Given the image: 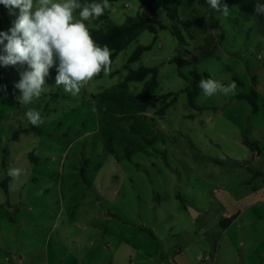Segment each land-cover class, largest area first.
Listing matches in <instances>:
<instances>
[{
  "label": "rangeland",
  "instance_id": "obj_1",
  "mask_svg": "<svg viewBox=\"0 0 264 264\" xmlns=\"http://www.w3.org/2000/svg\"><path fill=\"white\" fill-rule=\"evenodd\" d=\"M234 1L223 0L224 18L207 0H159L158 33L143 31L75 97L55 85L54 66L39 99L20 104L15 84L27 64L0 65V184L10 179L0 187V264H264V14L255 13L257 0ZM110 4L105 12L117 25L148 15L139 0ZM18 16L0 11V32ZM197 19L207 29L184 25ZM86 24L105 27L100 17ZM140 67L159 71L148 103L129 102L118 114L99 102L139 94L143 83L120 86ZM194 71L235 81L237 94L200 92L192 107L183 76ZM253 90L257 111L242 98ZM29 108L44 124L28 122ZM132 125L150 143L129 134ZM102 129L113 134V152ZM9 168L22 174L13 179Z\"/></svg>",
  "mask_w": 264,
  "mask_h": 264
},
{
  "label": "clouds",
  "instance_id": "obj_2",
  "mask_svg": "<svg viewBox=\"0 0 264 264\" xmlns=\"http://www.w3.org/2000/svg\"><path fill=\"white\" fill-rule=\"evenodd\" d=\"M0 4L9 9V14L19 9L13 26L7 32H0V45L3 46L0 65L27 64L28 70L20 73V80L15 84L21 92L17 97L20 104L29 105L39 99L49 87L46 77L54 66L57 72L55 85H62L64 91L73 97L102 71L109 72L111 49L99 45L86 24L110 9L109 0H0ZM207 4L222 17L230 16V7L223 0H207ZM254 11L258 15L264 14V3L257 0ZM198 87L205 98L216 94H237L235 81L225 85L202 77ZM25 116L33 127L45 122L35 108H29ZM21 174L22 170L18 168L7 170V176L13 179H18Z\"/></svg>",
  "mask_w": 264,
  "mask_h": 264
},
{
  "label": "trees",
  "instance_id": "obj_3",
  "mask_svg": "<svg viewBox=\"0 0 264 264\" xmlns=\"http://www.w3.org/2000/svg\"><path fill=\"white\" fill-rule=\"evenodd\" d=\"M118 0H109L110 3L116 2ZM140 3L147 9L148 15H138L136 17H130L127 22L123 25H117L110 21L106 12L104 15L100 17V21L105 22L104 28H90L91 35L95 39V41L103 46L107 45L111 49V61L113 63L114 57L123 51L132 41L136 40L139 35L143 31H149L152 34H157L158 29L155 25L156 21L159 19L158 11L161 7V3L159 0H139ZM193 0H190L192 2ZM225 1V0H224ZM90 2V0H89ZM232 3H237V1L231 0ZM169 13L168 16L171 19H175L177 16L176 9L167 8ZM18 10V9H15ZM0 11L1 13L6 16L9 9L6 8L4 5L0 4ZM184 25L188 28L192 27H199L201 29H207V24L202 19L186 21ZM156 39V37H155ZM152 48V45L147 46H139L135 49L132 55L128 59V64H133L138 62L142 55L149 51ZM213 55V51L206 52L201 54L198 57H195L193 61L198 63L202 60L207 59L208 57ZM172 62H176L180 68L185 65H188L189 62L184 59H174ZM111 63V65H112ZM110 65V67H111ZM105 73L102 71L97 77H103ZM159 71L157 68H147V67H140L138 70H131L126 77L125 81L121 83L122 88H126L127 85L131 82H139L143 83V89L139 94L136 95H129L125 96L123 94H103L99 97V102L107 104L111 108H113L115 113H122L124 105L133 102V103H148L157 87L159 86ZM190 82V88L188 89V96H189V103L192 107H195V97L201 92V89L198 87L200 79L203 78H210L208 74H200L196 71L192 72L189 77L183 76ZM248 99L254 109L257 111L258 105V93L256 91H252L250 96L242 97ZM167 110V107H163L158 109L156 112L157 115H164ZM129 134H134L142 137L146 142L150 143L147 137L144 136L143 132L137 126L132 125L130 130L128 131ZM101 136L104 138L105 146L111 152H113L112 143H113V134L107 130L102 129L100 132ZM246 145L253 147L247 140L244 141ZM10 179L7 178L3 183L0 184V187L7 189L8 183ZM235 217H231L224 221V224L227 226L230 224Z\"/></svg>",
  "mask_w": 264,
  "mask_h": 264
}]
</instances>
